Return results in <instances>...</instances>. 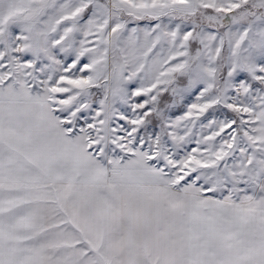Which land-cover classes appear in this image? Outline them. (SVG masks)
Wrapping results in <instances>:
<instances>
[{
  "label": "snow or ice",
  "instance_id": "6c2138e0",
  "mask_svg": "<svg viewBox=\"0 0 264 264\" xmlns=\"http://www.w3.org/2000/svg\"><path fill=\"white\" fill-rule=\"evenodd\" d=\"M0 264H264V0H0Z\"/></svg>",
  "mask_w": 264,
  "mask_h": 264
}]
</instances>
